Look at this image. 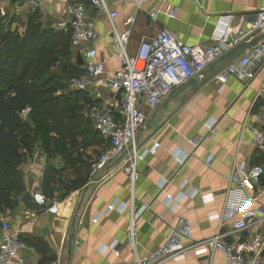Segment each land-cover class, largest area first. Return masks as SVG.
I'll return each mask as SVG.
<instances>
[{"label":"crops","instance_id":"1","mask_svg":"<svg viewBox=\"0 0 264 264\" xmlns=\"http://www.w3.org/2000/svg\"><path fill=\"white\" fill-rule=\"evenodd\" d=\"M27 1L1 3L0 11L1 7H6L18 16H26L28 14L24 11ZM39 1L43 5L39 12L41 19L49 22L51 28H55L54 23L57 25L66 19L65 9L68 5L80 2ZM109 2L111 9L119 14L115 23L118 30L122 31L123 22L135 10L132 5L121 0ZM167 2L178 9L174 20L158 15L156 21H151L143 13L137 15L127 48L129 56L135 54L143 37L154 36L160 29L171 31L179 41L190 47L214 46L217 44L215 40L222 35L238 29V36L242 35V40L227 49L224 55L239 44L248 43L262 35L249 34V25L264 7V0ZM161 3L162 0H148L144 10L156 11ZM85 8L100 35L93 46L97 61L104 63L103 77H108L119 70L118 62L113 59L114 46L110 30L103 15L89 5H85ZM72 52L77 59L78 54ZM219 60L209 65L201 78L176 89L149 113L144 127L136 135L137 149L141 153L152 148L154 143L159 146L154 153L137 162L132 191L128 178L118 168L119 158L107 165L103 172L91 174L81 191L63 200L57 197L52 202L58 207L56 215L46 213L37 206L35 209L26 208L21 198L15 209L0 211V224L6 222L11 232L28 247L19 252L23 264L130 262L134 254L142 257L159 248L164 235L179 217L189 222L194 241L207 240L218 233L225 234L227 242L248 237L246 233L229 234L237 218L236 209L230 205L232 197H228V192L237 186L229 181V177L240 161L247 160L250 165L253 155L249 125L254 122L253 102L264 86V55L254 62V79L244 83L231 76L224 87L215 80V75L221 70ZM87 93L93 105L104 98L101 88H91ZM196 140L199 143L194 147L191 142ZM177 153L178 156L187 155L182 165L177 162ZM44 158V161L37 162L32 158L25 167L24 182L31 197L33 193L39 192L46 164V156ZM57 160L61 163L56 157L49 160V164L57 168ZM242 193L256 197L264 206L263 186L256 185ZM201 196H208L210 201L204 203ZM114 202V209L108 211L107 206ZM131 216L136 217L135 253L127 244L126 235ZM115 245H119L118 256L111 252ZM163 264L229 263L218 253L196 256L189 252L184 260Z\"/></svg>","mask_w":264,"mask_h":264},{"label":"built area","instance_id":"2","mask_svg":"<svg viewBox=\"0 0 264 264\" xmlns=\"http://www.w3.org/2000/svg\"><path fill=\"white\" fill-rule=\"evenodd\" d=\"M133 6L135 13L123 22V30L119 31L116 19L117 11L112 10L109 0H89V6L106 18L110 38L114 46L113 59L118 62L119 70L108 77L104 75V63L97 61V53L93 44L100 35L94 28L93 21L85 6L73 3L66 7L64 21L57 23L59 30L71 34L70 48L81 55L83 74L67 81L68 91L89 92L91 88H101L104 98L100 103L87 108L84 118L94 131L106 141L107 147L92 165L93 173L103 172L111 162L121 159L119 167L128 178L132 191L137 175L136 165L146 155L154 153L158 148L155 144L150 149L140 153L136 145V135L144 127L149 113L166 100L176 89L194 79H199L206 68L220 59L225 51L237 45L243 38L238 36V29L230 30L215 40L216 45L202 47L187 46L179 41L174 33L160 29L154 36L143 37L133 56H129L127 48L133 25L138 14H145L151 21H156L158 15L174 20L178 9L162 0L156 11L146 12L144 5L148 0H121ZM43 5L39 0H29L25 13L41 12ZM249 34L264 33V7L249 25ZM233 35V37H232ZM264 55V40L260 41L246 53L222 68L215 80L224 87L227 80L234 76L241 82L255 78V64ZM141 63L138 69L137 64ZM264 86L259 90L253 102L254 122L249 125L251 133V151L264 150ZM29 109H24L20 117L25 119ZM196 147L199 141L191 142ZM179 165L186 160L187 155L176 154ZM264 172L263 166H250L247 160L240 161L230 174L229 181L237 186L228 192L231 207L236 209L237 218L231 225L229 234H248L247 238L237 241H226L225 234H216L203 241H194L189 222L179 217L175 224L164 235L162 245L152 252L139 257L134 254L132 261L115 264H163L167 261L178 262L185 259L187 253L196 256L220 254L229 264H262L264 257V206L256 197L246 196L243 190L253 189L259 184ZM161 185V192L163 186ZM237 196H234L236 195ZM233 195V196H232ZM32 202L46 213L56 215L58 207L50 203L40 192L32 194ZM208 203V196H201ZM115 202L107 206L112 211ZM135 216H131L126 229L127 244L135 253L134 224ZM27 245L13 234L6 222L0 224V264H23L19 252L27 250ZM119 245L111 252L118 256ZM32 251V250H31Z\"/></svg>","mask_w":264,"mask_h":264},{"label":"trees","instance_id":"3","mask_svg":"<svg viewBox=\"0 0 264 264\" xmlns=\"http://www.w3.org/2000/svg\"><path fill=\"white\" fill-rule=\"evenodd\" d=\"M9 1L0 0V4ZM79 4L89 5V0ZM14 24L13 18L6 22L0 15V211L15 209L20 198L26 208L35 209L20 168L36 148L46 155L39 192L52 203L57 193L67 198L81 191L95 162L89 164L88 156L83 157L84 164L77 157L70 158L71 143L83 136L82 152L92 148L103 152L107 147L83 116L93 106L88 93L67 89L70 78L83 74L70 48L68 29L49 27L39 12L25 16L21 34ZM24 109L30 111L22 119ZM56 157L65 167L77 168L72 178H60V169L49 164ZM250 166L264 167V151L253 153ZM258 186L264 187V172Z\"/></svg>","mask_w":264,"mask_h":264},{"label":"rangeland","instance_id":"4","mask_svg":"<svg viewBox=\"0 0 264 264\" xmlns=\"http://www.w3.org/2000/svg\"><path fill=\"white\" fill-rule=\"evenodd\" d=\"M0 15L1 17H6V22L10 19V18H13L14 21H15V24L13 26V28L16 27L17 31H18V34H21L23 32V29H24V24H25V16H18L16 14L15 11H13L12 9H7L6 7H1V11H0ZM7 15V16H5ZM43 23H46V24H49V22H46V20H43ZM55 24V28L54 29H58V27L56 26V23ZM83 140V136H78V139L74 140L71 145H72V149H70L68 151V155H70V158H73V159H76L74 157H77V160H81V161H85L83 160V157H90V162H88L89 164L94 162L98 156L101 155L102 153V148H93L91 150H87V151H81L80 148H79V143ZM77 141V142H76ZM76 142V146L74 145ZM88 153V154H87ZM87 154V155H86ZM46 155L43 153L42 150L36 148L35 151L33 152V154L31 156H29L27 159L24 160V162L21 164V173L24 177V173H25V167L26 165L30 162V160L33 158L36 162L38 160L40 161H44L45 160V157ZM81 163H86L85 162H81ZM57 168L60 169V172H59V177L60 178H65V179H69V178H72L73 176V172L77 169V168H74L75 166H64L61 163L58 162L57 160ZM93 174V171H92V168L90 169L89 171V175L88 177ZM87 177V178H88ZM57 197L61 198L60 194H56ZM62 195V194H61ZM62 200L65 199V198H61Z\"/></svg>","mask_w":264,"mask_h":264},{"label":"water","instance_id":"5","mask_svg":"<svg viewBox=\"0 0 264 264\" xmlns=\"http://www.w3.org/2000/svg\"><path fill=\"white\" fill-rule=\"evenodd\" d=\"M11 1L17 2L20 0H11ZM262 40H264V34L255 37L254 39H252L248 43H242V44H239L238 46H236L232 51H230L229 53L225 54L222 58H220V60L218 61L219 65H220L219 69H222L225 66H227L230 62H232L238 56H240V54L244 53L248 49H251L252 47H254L256 44H258ZM76 65L79 67H81L83 65L81 55H79V54L77 55ZM17 165H19V163H17Z\"/></svg>","mask_w":264,"mask_h":264},{"label":"bare ground","instance_id":"6","mask_svg":"<svg viewBox=\"0 0 264 264\" xmlns=\"http://www.w3.org/2000/svg\"><path fill=\"white\" fill-rule=\"evenodd\" d=\"M141 67V63H138L137 64V68L139 69Z\"/></svg>","mask_w":264,"mask_h":264}]
</instances>
